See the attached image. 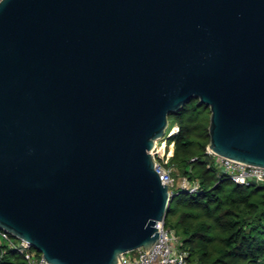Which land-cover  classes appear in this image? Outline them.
Listing matches in <instances>:
<instances>
[{"label":"water","instance_id":"water-1","mask_svg":"<svg viewBox=\"0 0 264 264\" xmlns=\"http://www.w3.org/2000/svg\"><path fill=\"white\" fill-rule=\"evenodd\" d=\"M192 98L209 152L264 169V0H0V229L47 264L147 255Z\"/></svg>","mask_w":264,"mask_h":264},{"label":"trees","instance_id":"trees-1","mask_svg":"<svg viewBox=\"0 0 264 264\" xmlns=\"http://www.w3.org/2000/svg\"><path fill=\"white\" fill-rule=\"evenodd\" d=\"M209 115L194 98L169 115L178 131L168 139L174 144L168 166L198 190L175 187L164 225L200 264H264V185L241 186L220 171L207 149ZM0 264L29 262L0 239Z\"/></svg>","mask_w":264,"mask_h":264},{"label":"built area","instance_id":"built-area-1","mask_svg":"<svg viewBox=\"0 0 264 264\" xmlns=\"http://www.w3.org/2000/svg\"><path fill=\"white\" fill-rule=\"evenodd\" d=\"M177 131V124L172 125L168 130L166 129L162 139L156 141L152 152L153 159L155 160V170L161 182L168 185L170 193H174L172 189L176 186L175 179L172 176L173 168L168 166L174 144L173 142L169 143L168 139ZM168 146H170V149L167 150ZM209 153L212 154L211 152ZM212 155L215 156L214 154ZM215 163L220 171L226 174L235 184L241 186H248L250 184L264 185V169L262 168L247 166L217 156H215ZM180 188L194 192L198 190V184L192 183L190 187ZM158 232L160 235L159 240L147 255L145 249H136L124 253L121 258L122 261L118 264H200L199 261L190 259L189 251L181 247L180 239L172 230L165 227L164 220ZM0 239L5 240L11 248L20 252L29 264H47L42 255L39 258L36 257L34 249L26 242L13 239L7 232L1 229Z\"/></svg>","mask_w":264,"mask_h":264},{"label":"rangeland","instance_id":"rangeland-1","mask_svg":"<svg viewBox=\"0 0 264 264\" xmlns=\"http://www.w3.org/2000/svg\"><path fill=\"white\" fill-rule=\"evenodd\" d=\"M172 125H174L171 121L169 122V124H168V127H167V130L172 126ZM169 145V144H168ZM168 149H170V146H168L167 147V150ZM176 171V170H175ZM174 171V169H173V171H172V173L173 172H175ZM174 174V173H173ZM172 176H174V179H175V186L177 187V188H180V187H190V182L189 181H187L186 180V178L185 177H182V176H179V175H172ZM173 191H174V194H175V196H176V194H177V190H176V188H173L172 189ZM168 214V213H167Z\"/></svg>","mask_w":264,"mask_h":264}]
</instances>
